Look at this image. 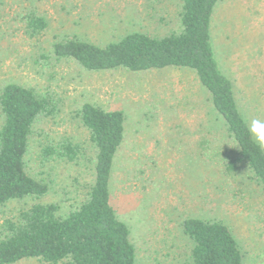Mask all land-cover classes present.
Here are the masks:
<instances>
[{
    "label": "rangeland",
    "instance_id": "374dc122",
    "mask_svg": "<svg viewBox=\"0 0 264 264\" xmlns=\"http://www.w3.org/2000/svg\"><path fill=\"white\" fill-rule=\"evenodd\" d=\"M180 2L0 0V89L18 83L59 101V110L35 125L26 156L29 174L49 191L1 206L0 228L35 203H57L66 213L86 199L97 150L79 110L90 102L126 115L112 204L130 228L137 264H190L192 242L181 229L189 216L224 221L246 264H264V189L246 170L227 174L201 154L203 138L220 146L228 139L197 76L176 68L88 71L52 51L71 37L104 45L135 31L168 34L179 26ZM27 14L44 17L47 27L32 34ZM212 41L247 121L264 120V0H220ZM63 140L79 145L80 157L46 160L44 146ZM15 264L46 263L30 258Z\"/></svg>",
    "mask_w": 264,
    "mask_h": 264
},
{
    "label": "trees",
    "instance_id": "16d2710c",
    "mask_svg": "<svg viewBox=\"0 0 264 264\" xmlns=\"http://www.w3.org/2000/svg\"><path fill=\"white\" fill-rule=\"evenodd\" d=\"M219 1L181 0L178 28L162 36L135 31L104 45L71 37L55 42L52 51L56 59L73 60L88 71H191L224 121L228 139L220 146L203 138L201 154L227 174L246 170L264 189V150L248 131L233 81L222 70L212 41ZM27 19L32 34L48 25L42 16L27 14ZM58 110L56 98L33 87L12 82L0 89V207L17 199L42 198L49 191L46 182L29 174L26 156L35 125ZM79 115L97 150L94 183L86 199L66 213L57 203L38 202L6 220L0 228V264L30 258L46 264H137L130 228L112 204L111 180L125 139L126 115L90 102L82 105ZM42 154L46 160L72 162L80 157V146L63 140L44 146ZM181 229L192 242L190 264H246L239 240L224 221L189 216Z\"/></svg>",
    "mask_w": 264,
    "mask_h": 264
},
{
    "label": "clouds",
    "instance_id": "9594fccd",
    "mask_svg": "<svg viewBox=\"0 0 264 264\" xmlns=\"http://www.w3.org/2000/svg\"><path fill=\"white\" fill-rule=\"evenodd\" d=\"M248 131L257 146L264 150V120H251L248 124Z\"/></svg>",
    "mask_w": 264,
    "mask_h": 264
}]
</instances>
